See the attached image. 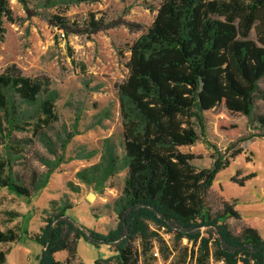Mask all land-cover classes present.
I'll use <instances>...</instances> for the list:
<instances>
[{
  "label": "trees",
  "instance_id": "1",
  "mask_svg": "<svg viewBox=\"0 0 264 264\" xmlns=\"http://www.w3.org/2000/svg\"><path fill=\"white\" fill-rule=\"evenodd\" d=\"M18 1L33 14L26 0ZM55 4L43 0L45 7ZM6 20L14 22L13 10L10 0H0V48ZM49 22L67 33L77 32L70 30L65 17L53 16ZM89 27L98 32L109 26L92 20ZM129 52V75L119 85L122 140L106 138L100 161L77 173L80 181L101 192L111 177L127 172L116 204V227L101 233L80 226L66 214L71 204L53 200L51 214L38 233L18 225L4 228L0 222V264H7L10 253L1 246L25 237L41 247L37 264H80L81 240L112 248L117 264H154L156 243L166 258L171 254L160 232L173 236L178 244L184 240L191 244L180 249L182 264H264V237L259 229L243 223L234 231L227 220H243L236 203L224 197L219 198L217 209L211 203L216 177L243 148L232 144L223 153L212 146V165L203 169L194 165V154L181 150L200 140L198 127L204 136L203 113L220 105L231 119L245 116L250 126L257 124L258 133L242 137L240 143L264 139V115L254 116L256 100H264V90L259 89L264 79V0H163L153 25ZM57 99L48 78L25 76L16 65L0 73V147L5 150L0 159V190L30 199L47 187L65 162L63 155H57V146L61 144L65 151L79 133L65 138L51 134L59 121ZM78 124L79 119L75 129ZM220 130L233 137L240 127L222 123ZM37 143L57 159H41L45 173L16 174L18 161ZM93 157L91 152L86 158ZM253 176H235L232 182L245 186ZM3 214L5 222L22 216L12 210ZM61 252L67 254L63 261L56 257Z\"/></svg>",
  "mask_w": 264,
  "mask_h": 264
},
{
  "label": "rangeland",
  "instance_id": "2",
  "mask_svg": "<svg viewBox=\"0 0 264 264\" xmlns=\"http://www.w3.org/2000/svg\"><path fill=\"white\" fill-rule=\"evenodd\" d=\"M26 1L33 11L32 15L18 0H10L15 20L13 23L6 20L4 24L6 33L0 48V73L16 65L25 76L48 78L51 89L58 94L56 111L59 121L51 134L57 133L63 138L75 131L79 134L72 138L65 151L60 148L61 144L57 146V155H63L65 162L56 168L47 187L34 197H18L6 189L0 190V222L4 223V228L18 225L27 228L30 233H38L44 226L45 217L51 214V202L56 200L60 205L71 204L66 214L76 224L107 233L118 222L116 204L122 196L127 172L121 171L111 177L101 192L80 181L77 173L100 161L106 138H113L117 143L122 140L119 85L129 75V49L153 25L163 0L82 3L54 0L56 4L51 7H45L43 0ZM53 16L65 17L70 30L77 32L67 33L65 29L51 25L49 20ZM92 20L102 21L105 27H109L93 32V28L89 27ZM259 89L264 90V79ZM259 115H264V100L261 99L256 100L254 113L255 117ZM203 117L204 136L198 127L200 140L181 150L194 154L197 157L194 165L203 169L212 165V146L223 153L232 144H235L234 148H243V152L231 160V165L216 177L211 203L217 209L220 197L234 201L243 220H227L231 228L237 232L245 223L259 229L264 237V139L239 141L251 133H258L254 130L257 124L250 126L245 116L231 119L224 105L204 112ZM222 123L238 125L240 132L233 137L227 136L220 130ZM22 136L19 134V137ZM91 152L94 157L86 158ZM4 157L5 150L0 147V159ZM42 158L52 162L57 159L37 143L28 148L24 158L14 167V172L18 175H29L33 170L45 173L47 167L43 165ZM249 175L254 176L245 186L232 182L235 176L241 179ZM11 210L22 216L13 222H5L7 218L3 212ZM160 234L169 247L166 252L171 254L166 258L159 251V243H156L152 251L156 258L154 264H182L179 261L180 249L185 246L191 248V244L187 240L178 244L173 236L164 232ZM81 244L80 264H95L97 260L107 259L112 260L105 264H117L114 259L116 252L112 248L98 250L87 242L82 241ZM18 247L30 250V263L34 262L36 248L41 252L40 245L26 237L19 243L1 246L13 251ZM27 256L25 252H16L8 257V264H23Z\"/></svg>",
  "mask_w": 264,
  "mask_h": 264
},
{
  "label": "crops",
  "instance_id": "3",
  "mask_svg": "<svg viewBox=\"0 0 264 264\" xmlns=\"http://www.w3.org/2000/svg\"><path fill=\"white\" fill-rule=\"evenodd\" d=\"M26 239H28V238H26ZM23 240V239H22ZM21 240V241H22ZM29 240V239H28ZM20 241V242H21ZM83 241V240H82ZM81 241V242H82ZM27 242V241H26ZM81 242H80V244H79V248H78V256H79V252H80V249H81ZM83 242H86V241H83ZM19 243V242H18ZM88 243V242H87ZM89 245L91 246V247H93L94 249H98V250H100L101 248H109L108 246H105V245H103V246H101V247H99V248H97V247H94L93 245H91L90 243H89ZM34 246V245H33ZM36 247V246H35ZM19 250V251H18ZM36 250H37V253H36V255H35V258H34V262L33 263H30V258H29V254H30V250H28L27 248H16V250H10V253H9V255H8V257L10 256V255H13L14 253H16V252H19L20 254H22L23 252H25L28 256H27V258H26V260H24L23 261V264H37L38 262H37V257H38V255L40 254V252H39V249H37L36 248ZM61 256V257H60ZM66 256H67V254L65 253V252H61V253H58L57 255H56V257H57V259L58 260H61V261H63V260H65V258H66ZM7 264H8V259H7Z\"/></svg>",
  "mask_w": 264,
  "mask_h": 264
},
{
  "label": "water",
  "instance_id": "4",
  "mask_svg": "<svg viewBox=\"0 0 264 264\" xmlns=\"http://www.w3.org/2000/svg\"><path fill=\"white\" fill-rule=\"evenodd\" d=\"M89 199H92V197H90Z\"/></svg>",
  "mask_w": 264,
  "mask_h": 264
},
{
  "label": "built area",
  "instance_id": "5",
  "mask_svg": "<svg viewBox=\"0 0 264 264\" xmlns=\"http://www.w3.org/2000/svg\"><path fill=\"white\" fill-rule=\"evenodd\" d=\"M156 255H158V253H156Z\"/></svg>",
  "mask_w": 264,
  "mask_h": 264
}]
</instances>
